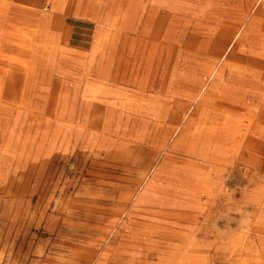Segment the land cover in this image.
<instances>
[{
    "label": "rangeland",
    "instance_id": "obj_1",
    "mask_svg": "<svg viewBox=\"0 0 264 264\" xmlns=\"http://www.w3.org/2000/svg\"><path fill=\"white\" fill-rule=\"evenodd\" d=\"M44 6L43 2L38 9L43 10ZM142 24L141 21L140 29L130 34L127 40L115 43L111 79L98 80L101 82L97 88L98 100L94 101L104 110L105 124L109 128L105 133L101 130L92 132L84 115L87 105L93 103L85 93L86 80L91 78L87 74H92L97 69L95 66L104 69L112 50L108 46L105 54L91 64L90 41L95 24L75 22L71 14L65 16L63 31L71 37L66 43V63L58 65L56 61V64L62 69L59 70L62 77L67 76L66 82L71 84L70 88L66 87L70 108V115L66 118V152L55 153L42 169L12 171L6 182L0 183V264H7L9 255L8 264H38L39 250L45 254L60 252L54 242L65 241L71 227L62 222L66 218L65 209L58 214L52 213L53 203L88 201L93 188L113 190V196L102 201L104 203L128 204L120 218L110 219L96 235L100 249L84 264H264V152L232 148L226 155L218 157L225 163L217 166L185 155L184 145L175 144L178 135L173 133L177 124L167 118L165 121L163 111L174 107L179 114L191 118H196L197 111L190 104V94L175 88L176 82L173 81L172 89L167 91L170 78L167 68L170 67L165 62L166 55L160 50L156 53L151 50L148 38L141 35ZM152 59L155 60L152 68L143 72ZM135 63L140 65L141 71L131 72ZM140 81L146 83L143 91L136 83ZM160 107L162 113L158 112L159 116L153 117V121L147 114L141 116L138 112L152 114ZM262 109L254 104L250 115L260 119L257 126L264 130ZM197 127V121H194L187 133ZM90 133H93L92 137ZM141 136L144 140L137 139ZM259 140L264 143V138ZM88 141L90 146H87ZM100 144L102 148L98 147ZM6 169L7 165L0 161V179ZM13 178L16 181L11 183ZM108 180L114 186L107 188L101 184ZM147 184L150 187H146ZM130 191L134 199L126 198ZM36 203H50L47 213L53 219L41 216ZM6 240V253L2 254ZM15 257H18L16 261Z\"/></svg>",
    "mask_w": 264,
    "mask_h": 264
},
{
    "label": "bare ground",
    "instance_id": "obj_2",
    "mask_svg": "<svg viewBox=\"0 0 264 264\" xmlns=\"http://www.w3.org/2000/svg\"><path fill=\"white\" fill-rule=\"evenodd\" d=\"M43 2L45 6L43 10H39ZM67 14L85 24H95L94 36L90 41L91 64L105 54L108 46L112 50L104 69L95 66L97 69L92 74H87L91 78L86 80L85 93L93 103L87 105L84 115L89 120L88 127L92 132H104L108 127L105 124V114L103 116L104 110L94 102L98 100V80L111 79L115 43L127 40L130 34H135L142 21L141 35L148 38L151 50L155 53L160 50L166 55L165 62L170 67L167 68L170 76L167 91L172 89L173 81L176 82L175 88L190 94V104L197 111L196 118L179 114L174 107L164 108L163 111L162 118L165 121L167 118L177 124L173 133L178 135L175 144L184 145L185 155L195 161L217 166L225 163L218 157L226 155L232 148L264 152V143L259 140L264 138V130L257 126L260 119L258 117L259 120H256L250 115L251 106L254 104L263 107V111L259 112L264 113V0H0V161L7 165L0 183L6 182L8 176L17 170L42 169L55 153L66 152V118L70 115L66 87L70 88L71 84L66 82L67 76L62 77L59 71L62 69L58 65L66 63V43L70 42L71 37L63 31ZM136 63L133 64L131 72L142 70ZM154 63L155 60L152 59L143 68V72L149 71ZM136 83H139L141 91L145 89L144 81ZM138 112L141 116L147 114L151 121L153 117L159 116L158 112L162 113L161 107L152 114ZM194 121H197L198 127L187 133ZM90 134L92 137L93 133ZM137 139L144 140V137ZM90 141L87 146H90ZM199 141L202 144H198ZM102 146L98 145L100 148ZM91 175L95 176V173ZM14 180L15 178L11 183ZM101 184L107 188L114 186L109 180ZM146 187H150L149 184ZM111 196V189L93 188L88 201L53 203L52 213L58 214L61 209L66 210V218L62 222L71 227V231L66 235L65 241L54 242L60 252L45 254L39 250L38 264H84L92 260L101 246L95 238L96 235L110 219L120 218L128 204L102 202ZM131 197L134 194L130 191L126 198ZM49 205L50 203H36L41 216L53 219L47 213ZM61 237L64 238L63 235ZM7 240L4 242L2 254L6 253ZM9 258L10 255L7 256V264ZM17 259L15 257L14 261Z\"/></svg>",
    "mask_w": 264,
    "mask_h": 264
},
{
    "label": "crops",
    "instance_id": "obj_3",
    "mask_svg": "<svg viewBox=\"0 0 264 264\" xmlns=\"http://www.w3.org/2000/svg\"><path fill=\"white\" fill-rule=\"evenodd\" d=\"M76 20H77V19H75L74 21H75V22H79V23H84V22H80V21H78V20L76 21ZM84 24H85V23H84Z\"/></svg>",
    "mask_w": 264,
    "mask_h": 264
}]
</instances>
